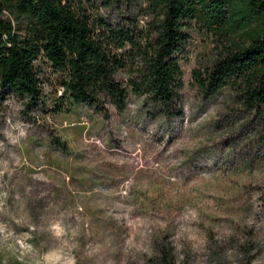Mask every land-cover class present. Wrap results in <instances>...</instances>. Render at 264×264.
Wrapping results in <instances>:
<instances>
[{"label":"rangeland","instance_id":"obj_1","mask_svg":"<svg viewBox=\"0 0 264 264\" xmlns=\"http://www.w3.org/2000/svg\"><path fill=\"white\" fill-rule=\"evenodd\" d=\"M220 51L194 25L172 117L133 95L122 114L53 112L47 83L36 105L0 95V264H157L161 246L264 264V107L204 97L194 72Z\"/></svg>","mask_w":264,"mask_h":264},{"label":"trees","instance_id":"obj_2","mask_svg":"<svg viewBox=\"0 0 264 264\" xmlns=\"http://www.w3.org/2000/svg\"><path fill=\"white\" fill-rule=\"evenodd\" d=\"M194 25L221 48L194 72L204 97L229 89L246 110L264 107V0H0V95L36 105L47 83L62 91L53 112L122 114L133 95L178 115ZM173 251L159 247L157 264H176Z\"/></svg>","mask_w":264,"mask_h":264}]
</instances>
